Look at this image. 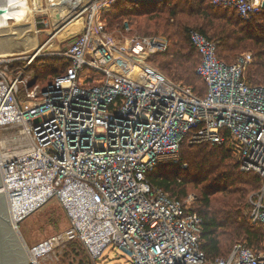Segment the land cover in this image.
<instances>
[{"label":"built area","instance_id":"1","mask_svg":"<svg viewBox=\"0 0 264 264\" xmlns=\"http://www.w3.org/2000/svg\"><path fill=\"white\" fill-rule=\"evenodd\" d=\"M116 1L82 5L83 25L50 55L69 67L43 89L28 88L31 78L23 76L41 50L0 57V154L6 156L0 180L8 217L12 196L26 206L17 224L56 197L70 221L62 234L29 248L28 259L39 250L38 264L78 240L93 261L112 246L128 264H264V251L242 244L209 259L200 248L202 219L191 211L196 195L173 200L146 177L157 164L186 169L185 139L227 145L240 171L260 179L250 219L264 225V85L244 78L252 55L227 65L216 58V43L190 32L201 57L195 73L207 87L199 97L145 64L166 51L163 40L127 43L107 33L102 14ZM211 6L249 22L264 11V0H211ZM87 70L101 77L99 85L82 86Z\"/></svg>","mask_w":264,"mask_h":264},{"label":"trees","instance_id":"2","mask_svg":"<svg viewBox=\"0 0 264 264\" xmlns=\"http://www.w3.org/2000/svg\"><path fill=\"white\" fill-rule=\"evenodd\" d=\"M185 1L193 14L208 19L211 27L207 31L206 28L193 31L217 44L218 60L227 65L234 64L237 58L244 55L240 53L247 48L245 41L260 47L252 56L253 62L247 68L244 78L254 86L264 85V40L255 32H250L255 30L254 22L264 20V11L251 21L243 22L236 12L211 6V0H198L194 6L188 5V0H160L147 4L125 1L118 2L103 13L102 19L109 23L112 31L123 32L121 23L133 19L137 22L136 29L144 35H156L159 32L164 35L169 42L167 52L151 59L157 57L155 63L167 77L190 87L197 96L204 97L206 83L195 73L201 57L190 42L189 28L170 29L168 25V21L173 23V17L176 16L169 4ZM159 5H164L162 9L168 8L169 12L164 14L162 10H158ZM145 14L150 16L141 19ZM214 17L220 19L217 24L210 21L216 20ZM245 33L248 35L245 36ZM46 60L50 65H42L40 68L35 66L37 71L33 86L40 89L51 84L56 76L65 74L69 67L66 59ZM100 81L101 77L89 70L82 73L84 87L97 86ZM180 157L181 163L187 164L186 169H182L180 165L157 164L146 177L152 186L163 190L173 200H183L189 194L196 195L197 200L191 211L202 219L200 248L206 256L209 259L226 257L233 246L240 243L254 251H264V225L251 224L245 215L248 209L245 190L248 187L253 188V191L258 190L261 186L260 179L252 173L239 171L238 165L232 164V155L227 145L189 144L188 139H185L181 145ZM68 244L71 252L75 249L70 244L82 247L78 240H72ZM82 248L91 260L85 248ZM78 264L83 263L80 260ZM91 264H94L93 261Z\"/></svg>","mask_w":264,"mask_h":264},{"label":"rangeland","instance_id":"3","mask_svg":"<svg viewBox=\"0 0 264 264\" xmlns=\"http://www.w3.org/2000/svg\"><path fill=\"white\" fill-rule=\"evenodd\" d=\"M86 1L87 0H47V4L49 8H51L48 9L45 0H40L41 10L33 13V20L30 21L28 18H26L25 23H19V21H17V18H9L0 22V46L8 47V49L5 47L4 54H7L8 51L13 50L15 56H17L16 54L20 53H23L24 55H31L35 51L41 50L40 56L37 57L33 64H31V66L34 65V68H31L29 70V68L31 67L29 66L23 76H29L31 78V81H33V78L36 75L37 71L35 69V66H38L40 68V66L42 65H50L49 62L47 63L48 60L46 59L54 58L50 55L53 52H57L58 50H63L64 46L69 43V41L73 38L74 31L77 30L78 32L82 24L81 22H83V18L79 17L80 15H78V13L81 11L82 5L86 4ZM206 1L208 2V0ZM206 1L205 5H207ZM118 2L125 1H116L113 6H115ZM187 2L189 3L188 5L194 6V4L198 2V0H188ZM136 3L147 4L150 2L138 1ZM22 6V13L25 14L26 12L24 6ZM33 6H36V0H33ZM162 6L159 5L157 9L162 10L161 12L167 14V12H169L168 8L162 9ZM169 7H171L172 10L174 9V12L176 14V16L173 17V23H171V21H168L170 29L175 27H188V30L190 32H195L193 30L198 31L199 29L206 28L207 31L211 27V25L208 24V19H202L200 16L193 14L192 9L187 8L186 1L170 3ZM55 10L57 12H53ZM26 16L27 14H25V17ZM146 16L148 17L150 15L145 14L140 18L144 19ZM215 19L216 20L210 19L212 24H217V22L220 20L219 18ZM136 24L137 22L133 19H130L129 22H122L121 26L124 28V30L123 32H120L117 30L112 31L109 27V23H107V33L112 35L115 39H119L121 41L127 40L125 41L127 43L133 42L136 38H160L165 43H167V49L162 54H165L167 52L169 48V42L164 35H162L160 32L156 35H144L142 32L136 29ZM254 26L255 30H251L250 32H255L260 36V39L264 40V20H260L258 23L254 22ZM258 27L261 30L260 32L256 31V29L259 30ZM58 29L59 31L57 32V37L52 38V35L55 33L54 31H57ZM247 35L248 33H245V36ZM244 43L246 44L247 48L240 54H251L253 56L256 52L259 51L260 47L255 43L246 41ZM157 55L161 54L158 53L151 56L147 59L145 64L155 71L159 72L168 81L175 84H182L180 82H175L171 78L167 77L166 74L157 67V64L155 63V59L157 57L153 60L151 59L152 57ZM38 60H40V62H37ZM149 60H151L152 64ZM35 63H37L38 65H35ZM19 97L21 101H26L24 92H21V95ZM231 162L232 164L237 165L236 160L233 157L231 158ZM257 192L258 190L253 191V188L251 187H248L245 190V204L248 206L247 211H245V215L247 217V220L255 226L257 224L252 223L250 214L253 210L252 202H254ZM195 203L196 201L192 204L191 208L194 207ZM17 227L20 237L24 240L26 247L29 249L39 245L46 240L62 234L70 227V221L59 200L56 197H53L36 211L32 212L30 215L20 221ZM68 243L56 248L48 255L38 259V264H78L80 260L83 264H91L92 261L88 258L85 251L83 250L82 247L84 246L82 244V247L78 244H70L71 247L75 249L71 252V248H69L70 246ZM240 244L243 245L244 243ZM127 261L128 259L126 258V256L122 255L117 248L111 246L103 251L101 257L95 261V264H128Z\"/></svg>","mask_w":264,"mask_h":264},{"label":"water","instance_id":"4","mask_svg":"<svg viewBox=\"0 0 264 264\" xmlns=\"http://www.w3.org/2000/svg\"><path fill=\"white\" fill-rule=\"evenodd\" d=\"M33 85L34 82L31 81L28 88ZM10 220L0 180V264H29L28 248L18 233V224H16L15 228L11 227ZM22 249H26L27 251L24 250V253Z\"/></svg>","mask_w":264,"mask_h":264},{"label":"bare ground","instance_id":"5","mask_svg":"<svg viewBox=\"0 0 264 264\" xmlns=\"http://www.w3.org/2000/svg\"><path fill=\"white\" fill-rule=\"evenodd\" d=\"M4 1V2H3ZM24 6L25 9V14H27V16L25 17V14L22 13V9L21 6ZM22 6V7H23ZM40 10L34 8L31 4H30V0H0V22L4 21L6 19L9 18H17V21H19V23H25L26 22V18H28L30 21L33 20V13L38 12ZM27 19V20H28ZM28 20V21H29ZM57 37V36H56ZM5 47L8 49L7 46H0V55L3 56H8V55H14V51L10 50L7 52V54L5 53ZM4 54V55H2ZM5 159L6 156L0 154V159ZM44 196V194H42ZM12 200H10V204H11V227L13 226L14 228L16 227L17 221L16 218L18 217V215H22V212L25 211V207L22 202L20 203L19 200H17V197H11ZM39 200H36L35 203H37ZM34 203V204H35ZM31 204L28 203V207ZM14 209V210H13ZM23 248V247H22ZM25 248V247H24ZM25 251H27L26 249H24ZM41 251V250H40ZM42 252V251H41ZM38 254H39V250H36L33 252L32 255L29 254V259H28V263L29 264H36V259L38 258Z\"/></svg>","mask_w":264,"mask_h":264},{"label":"crops","instance_id":"6","mask_svg":"<svg viewBox=\"0 0 264 264\" xmlns=\"http://www.w3.org/2000/svg\"><path fill=\"white\" fill-rule=\"evenodd\" d=\"M45 2H46V6H47V8L48 9H51V8H49V6H48V4H47V0H45ZM30 4L33 6V0H30ZM39 4V5H38ZM34 8H36V9H38V10H41V2H40V0H36V6H33ZM53 12H57L56 10L55 11H53ZM83 24H81V26H82ZM46 26V25H45ZM80 26V27H81ZM68 29V28H67ZM55 32V31H54ZM77 33V30H75L74 31V34H73V36L75 35ZM59 51V50H58ZM17 56H25L23 53H20V54H16ZM8 56H11V55H8ZM12 56H15V54L14 55H12ZM0 57H2L1 55H0ZM3 57H5V56H3ZM19 65V64H18ZM92 260V259H91ZM93 261V260H92ZM93 263L95 264V261H93Z\"/></svg>","mask_w":264,"mask_h":264}]
</instances>
